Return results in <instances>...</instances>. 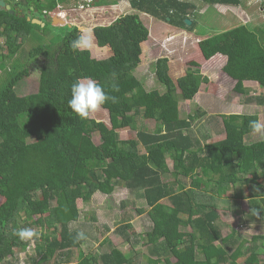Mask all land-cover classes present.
<instances>
[{
	"label": "trees",
	"instance_id": "obj_1",
	"mask_svg": "<svg viewBox=\"0 0 264 264\" xmlns=\"http://www.w3.org/2000/svg\"><path fill=\"white\" fill-rule=\"evenodd\" d=\"M26 1L30 11L34 8L31 12L43 15L64 4V0ZM113 1L118 5L119 0ZM128 1L132 10L178 30L190 32L199 25L192 18L197 8L191 2ZM202 1L209 7L242 5V0ZM109 5L93 1L95 8ZM34 19L29 22L27 17L0 11V69L4 77L8 73L0 91V264H15L18 251L25 253L26 264H238L234 254L247 259V264H264L259 258L264 254V236L238 240L235 229L230 227V234L224 235L218 225L220 210L228 211L243 199L242 188L249 191V215L264 221V139L247 141L254 134L249 121L259 116L222 115L225 138L202 144L192 128L206 111L199 109L182 120L180 103L194 100L210 79L196 69L175 80L170 59L163 57L154 69L164 92L146 90L135 72L143 62L138 43L148 39L150 31L138 14L93 29L96 45L110 50L103 60L89 50L70 48L76 28L68 29L67 37L57 43L48 42L44 35L52 27L35 25ZM204 35H209L199 42L204 60L217 55L227 59L223 71L235 81L237 94L246 96V82L264 88V24L254 29L241 24ZM31 37L41 44L33 49L32 58L45 59L40 87L34 94L19 96L17 86L29 72L17 57ZM9 65L12 71L7 70ZM190 65L200 67L196 62ZM83 77H91L118 98L101 107L110 126L93 119L92 112L80 117L68 106L71 84ZM112 83L119 91L111 89ZM254 101L264 106V98L247 100ZM126 129L135 136L122 139L120 132ZM119 185L140 192L149 208L151 226L143 239L148 254L137 250L128 258L110 238L96 253H87L88 234L77 241L81 230L71 228L81 218L80 203L89 204L97 193L110 195ZM43 193L50 211L36 218L26 196L37 200ZM20 228H32L38 236L20 241L13 235ZM131 229L126 224L119 232L132 243Z\"/></svg>",
	"mask_w": 264,
	"mask_h": 264
},
{
	"label": "rangeland",
	"instance_id": "obj_2",
	"mask_svg": "<svg viewBox=\"0 0 264 264\" xmlns=\"http://www.w3.org/2000/svg\"><path fill=\"white\" fill-rule=\"evenodd\" d=\"M4 1L11 9H15L14 16L43 19L48 28L51 29L52 27L51 31L46 33L36 29L39 33H45L44 36L48 42L57 43L58 39L67 34L70 28H76L74 34L77 35L81 32L90 33L93 44L87 50L93 54L94 58L99 60L108 58L110 50L107 49L108 47L99 48L96 45L93 29L97 26H109L113 23V20L121 16L131 13L138 14L150 31L149 38L138 43V52L143 62L135 72L136 77L144 84L146 90L164 92L163 86L157 80L154 69L156 61L163 57L170 59L171 76L175 80L196 69H199L198 72L210 79L208 87L199 92L194 100L180 103L179 118L182 120H186L190 114H195L199 109L206 111V115L198 119L192 128V134L202 144L218 142L225 138L222 115H258L259 120L264 123V106L258 105L255 101L247 102L249 98H264V88L257 83L246 82L247 93L246 96L242 97L234 91L235 81L223 71L227 60L225 57L218 55L210 61L197 57L199 55V51H197L198 43L209 36L204 35L208 31L218 33L241 24H248L253 29L263 26L264 4L261 0H242L240 7L225 8L209 7L202 0H182L193 3L197 8L192 18L197 20L199 25L195 27L194 31L190 32L188 30H178L165 21H159L149 15L132 10L128 0H119L118 5H115L113 0H104L110 5L96 8L93 6V0H64L63 2L59 0L64 4L60 6L61 8L58 6V10L54 11V16L58 15L57 18L59 19L66 16L62 19L65 22L64 24L59 21L53 24L51 19L47 18L46 20L41 12H31L32 8L30 11L27 4L22 0L18 2L14 0ZM97 2H100V0H97ZM5 11L11 13L10 10L5 9ZM41 27L43 28V26ZM33 39L31 37V41ZM34 40V44L30 41L24 45L20 56L17 57V59L22 60V63L23 61L26 63L29 72V76L24 78L17 86L19 96L34 94L40 87L41 68L45 59L42 56H39V59L32 58L33 49L41 45L36 39ZM191 62L198 63L200 67L191 66ZM7 70L12 71V66L9 65ZM3 74L0 69V91L5 86L8 78V73L5 77ZM91 117L110 126L109 115L101 107L92 112ZM150 127L152 128V125ZM134 136L129 129L120 132V137L124 140ZM263 139L264 135L262 134H252L247 141L252 143ZM94 141L96 144L100 143L99 135L94 136ZM169 167L171 171L175 169L171 161ZM170 177L171 179L174 178L172 174ZM189 182V180H186L185 184L189 186ZM241 195L243 199L237 201L238 205L232 206L228 211L220 210L223 217L218 222L219 227L224 235L230 234L231 228L235 229L238 240H250L252 236H264V221H258L248 213L246 199L249 195L248 189L242 188ZM26 199L30 203L36 218L46 217L49 214L50 204L46 194L39 195L37 200L34 199L35 201L29 196H26ZM80 210L81 218L77 223L72 224L71 228L88 234L89 244L84 246L87 253H96L97 249L100 250V244L106 238H110L117 248L128 255V258L133 257L137 250L147 252L143 239L151 223L147 216L149 208L140 192L130 190L125 185H119L110 195L97 193L89 204L82 205L80 203ZM126 224H130L132 228L128 232L132 243L126 241L123 234L119 232ZM131 246H134V249ZM16 253L14 263L26 264L25 253L22 251ZM234 256L238 264H247V259H242L236 254ZM259 258L264 260V254ZM76 261L74 260L75 263Z\"/></svg>",
	"mask_w": 264,
	"mask_h": 264
},
{
	"label": "clouds",
	"instance_id": "obj_3",
	"mask_svg": "<svg viewBox=\"0 0 264 264\" xmlns=\"http://www.w3.org/2000/svg\"><path fill=\"white\" fill-rule=\"evenodd\" d=\"M17 1H20V0H17ZM22 1L25 2L24 0ZM25 3L27 4V1ZM12 11L15 12V9H12ZM53 15H54V12H46L45 15L43 16L52 17ZM57 17L58 16H55V18ZM29 18L33 19L31 17ZM60 18L61 19L59 18L57 19L63 21L62 19L66 18V16L60 17ZM92 44H93V39H92L91 34L87 32H81L73 40H71L70 48L74 52H78V51L89 49L92 46ZM112 75L114 77L115 73H113ZM111 89L113 91H119V88L115 83L111 84ZM70 92H71V97L68 100V106L72 109L73 112L78 114L80 117H87L91 112L98 110L100 107H102L107 102L116 103L118 101V98L116 96L109 95L105 91V86L98 84L91 77L77 78L71 84ZM248 126L251 129L252 133L264 135V123H262L259 119L250 120ZM256 191H259V189L257 188ZM259 214L260 212L257 211L256 215H259ZM13 235L17 237L20 241L28 242V241H31L34 237H37L38 233L32 228H20V229L14 230ZM84 238H85V234L82 231L78 232L75 237L77 241L82 240Z\"/></svg>",
	"mask_w": 264,
	"mask_h": 264
},
{
	"label": "water",
	"instance_id": "obj_4",
	"mask_svg": "<svg viewBox=\"0 0 264 264\" xmlns=\"http://www.w3.org/2000/svg\"><path fill=\"white\" fill-rule=\"evenodd\" d=\"M24 1L26 2V0H24ZM5 9H6V10H10V12H11L10 14H11V15L14 14V11H12L11 7H10L9 5H7V4L5 3L4 0H0V11H5ZM5 12H7V11H5ZM28 20L31 21L30 18H28ZM55 20H56V21H59V22L62 23V24L65 23V22H63V21H61V20H59V19H57V18H55ZM32 23H33V24H37V25H39V26H43V27L46 26L45 23H43L42 21L37 20V19L33 20ZM186 23H187L189 26L191 25V21H190V20H187ZM54 24H55V23H54Z\"/></svg>",
	"mask_w": 264,
	"mask_h": 264
},
{
	"label": "crops",
	"instance_id": "obj_5",
	"mask_svg": "<svg viewBox=\"0 0 264 264\" xmlns=\"http://www.w3.org/2000/svg\"><path fill=\"white\" fill-rule=\"evenodd\" d=\"M130 3V2H129ZM47 18H49V19H51V21L53 22V24L55 23H57V21L55 20V16L53 15L52 16V18H50V17H45V19L47 20ZM68 18H70V17H68ZM40 20V19H39ZM115 20H113V22H114ZM46 25V24H45ZM107 26V25H106ZM197 51H199V55L197 56L198 58H202L203 60H204V58H203V56H202V54H201V52H200V49H199V43H198V47H197ZM92 56H93V54H92ZM218 56V55H217ZM95 59H98V58H95ZM99 60V59H98ZM210 61V60H209Z\"/></svg>",
	"mask_w": 264,
	"mask_h": 264
},
{
	"label": "built area",
	"instance_id": "obj_6",
	"mask_svg": "<svg viewBox=\"0 0 264 264\" xmlns=\"http://www.w3.org/2000/svg\"><path fill=\"white\" fill-rule=\"evenodd\" d=\"M261 2H262V4H264V0H261ZM63 17H65V16H63Z\"/></svg>",
	"mask_w": 264,
	"mask_h": 264
},
{
	"label": "bare ground",
	"instance_id": "obj_7",
	"mask_svg": "<svg viewBox=\"0 0 264 264\" xmlns=\"http://www.w3.org/2000/svg\"><path fill=\"white\" fill-rule=\"evenodd\" d=\"M34 8H32V10H33ZM56 16H58V15H56Z\"/></svg>",
	"mask_w": 264,
	"mask_h": 264
},
{
	"label": "flooded vegetation",
	"instance_id": "obj_8",
	"mask_svg": "<svg viewBox=\"0 0 264 264\" xmlns=\"http://www.w3.org/2000/svg\"><path fill=\"white\" fill-rule=\"evenodd\" d=\"M17 1V0H16ZM18 2V1H17ZM34 10V9H33Z\"/></svg>",
	"mask_w": 264,
	"mask_h": 264
}]
</instances>
